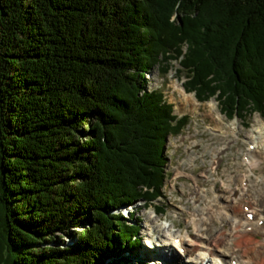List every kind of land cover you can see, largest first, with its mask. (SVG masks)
<instances>
[{
	"label": "trees",
	"instance_id": "trees-1",
	"mask_svg": "<svg viewBox=\"0 0 264 264\" xmlns=\"http://www.w3.org/2000/svg\"><path fill=\"white\" fill-rule=\"evenodd\" d=\"M181 54L200 97L264 112V0H0V264L127 263L119 208L162 193L182 123L144 74Z\"/></svg>",
	"mask_w": 264,
	"mask_h": 264
},
{
	"label": "rangeland",
	"instance_id": "rangeland-1",
	"mask_svg": "<svg viewBox=\"0 0 264 264\" xmlns=\"http://www.w3.org/2000/svg\"><path fill=\"white\" fill-rule=\"evenodd\" d=\"M171 18L178 21L179 14L176 12ZM184 48H187L186 45ZM168 61L170 62V68L165 73H161L158 62L149 71L145 72L146 85L148 88L161 89L164 98L173 104L174 112L179 117L181 115L185 117L189 115V117L180 129L169 133L167 138L164 148L167 157L165 164L166 175L163 182L164 196L160 197L161 203L158 202L156 205H151L143 199H138L130 204L127 210L119 208L124 214L130 210L135 211L138 219L140 218L141 224V245L132 248L130 253L124 252L120 247L116 249V252L120 251L121 253L120 261L124 260L123 262H127L126 264H186L185 261H181L182 257H177V255L173 254L171 247L161 245L165 241L164 235L154 225L156 223L167 225L165 231L168 233L174 231L185 233L188 229L192 230L193 225L189 222V209L195 208V206L189 200V190L195 182V177L203 173H213L216 170L215 176L205 181L208 195H212V187L221 188L222 186H227L226 174L230 173L236 176L243 170V165L240 166V164L241 162L244 163L243 158L247 148L245 141L247 137L244 130L251 125L253 118H256L257 114L262 116L259 112H247L242 118L233 116L237 125L236 132H223L219 129H212L213 120L206 114L207 107L202 105L197 111H194L185 99L187 95L192 97V101H194V98L197 99V97L194 91H188L184 86L186 74L185 72L180 73L179 60ZM211 98L219 106L217 108L219 116H222L224 121L230 122L231 118L223 112L218 100L215 97ZM234 137L237 138L235 139ZM213 151H216L221 156L220 164L216 165L214 170L210 167ZM191 155H194V160H191ZM253 168L254 173L251 174V177L254 183H256V179H264V161L263 164L253 166ZM235 193L236 195L238 194L237 192H232V196H236ZM209 199V196H206L201 204H205ZM160 204H163L164 211L162 212L157 211V207ZM240 204V199H238L233 203L234 208L238 209ZM215 225L213 224L214 227ZM217 233H213L214 237ZM256 234V237L263 238L262 234ZM236 237L241 239V235H237L234 238ZM62 238L65 239L64 244H69L72 241L71 237L56 233L54 234V243L60 242ZM234 238L233 240L236 242ZM156 250H158L159 255L155 258L153 255H155ZM160 255L165 256L166 259L159 257ZM213 262L214 264H219L215 260ZM206 263L203 262L202 264Z\"/></svg>",
	"mask_w": 264,
	"mask_h": 264
},
{
	"label": "bare ground",
	"instance_id": "bare-ground-1",
	"mask_svg": "<svg viewBox=\"0 0 264 264\" xmlns=\"http://www.w3.org/2000/svg\"><path fill=\"white\" fill-rule=\"evenodd\" d=\"M185 99L194 111L203 104L207 107L206 114L213 120L212 129L223 132L237 131L236 120L224 121L223 117L219 116L218 106L213 99L201 102L194 98L192 101L189 95L185 96ZM256 116L251 125L244 130L247 148L244 163L241 162L245 165L243 170L236 176L226 174L228 185L221 188L212 187V195H208L205 181L215 176L214 168L221 160V156L213 151L210 167L214 172L195 177V182L189 190V200L195 206L189 209L192 230L188 229L185 233L182 231L168 233L165 231L167 225L162 223L154 225L164 235L165 241L161 245L171 247L173 254L182 257L181 261H185L186 264L198 261L214 264V260L219 264H264V179H256L254 183L251 177L254 173L253 166L260 165L264 160V118L258 114ZM190 158L194 160V155ZM232 192L238 194L232 196ZM206 196L210 199L201 204ZM238 199L241 204L237 209L233 203ZM213 224H216L215 227ZM214 232H218L215 237ZM256 233L262 234L263 238L256 237ZM237 235H241V239L234 238ZM158 250L153 255L155 258L159 255ZM159 257L166 259L163 255Z\"/></svg>",
	"mask_w": 264,
	"mask_h": 264
}]
</instances>
